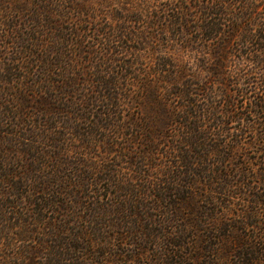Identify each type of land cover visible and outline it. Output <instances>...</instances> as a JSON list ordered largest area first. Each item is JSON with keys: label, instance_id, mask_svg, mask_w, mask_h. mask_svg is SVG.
I'll use <instances>...</instances> for the list:
<instances>
[{"label": "trees", "instance_id": "trees-1", "mask_svg": "<svg viewBox=\"0 0 264 264\" xmlns=\"http://www.w3.org/2000/svg\"><path fill=\"white\" fill-rule=\"evenodd\" d=\"M100 1L107 22L90 28L91 50L80 30L38 22L50 0H29L30 16L12 2L31 34L0 21L13 50L0 55V264H264V95L240 76V62L264 71V0H171L153 11ZM162 42L207 56L175 58ZM151 48L147 71L140 52ZM124 103L147 113L125 121Z\"/></svg>", "mask_w": 264, "mask_h": 264}, {"label": "rangeland", "instance_id": "rangeland-1", "mask_svg": "<svg viewBox=\"0 0 264 264\" xmlns=\"http://www.w3.org/2000/svg\"><path fill=\"white\" fill-rule=\"evenodd\" d=\"M2 1H3L2 3L0 2V8H1V10H0L1 11L0 12V21L3 22L4 24H7V22H8L11 25L13 22H15V25L17 27L15 29L17 30L19 35L22 34L23 36H25L27 34H31L30 31H31V29L32 30L35 29V26L32 27L33 24H30L28 22L29 18H26V20H25V18L13 17V19H12V16H11L12 13L10 11L13 1H17L20 4H24V6H28L27 2H29V0H24L23 3L21 2V0H2ZM53 1H55V2L53 3ZM76 1L78 4L83 3V4H87V6L90 7V12H89L88 16L81 15L80 13L76 12L78 10L70 9L71 8L70 2H76ZM134 1L138 4H142L143 6H141V7L143 10L153 11L154 9H157V10L165 9L167 7L166 5L168 3H170L171 0H134ZM192 1H194V0H192ZM98 2L101 3L100 0H73V1L72 0H65V1H63V0H52L51 1L50 0L49 4H51L52 7L48 8V11L46 10L47 13L42 14L43 18L39 17V19H37V18L36 19L38 20V22L40 24L42 23L43 20L44 21H52V22L53 21L62 22V27H68V28L72 29V31H76V32H78V30H80L79 35L84 40L83 42L85 44V50H91L94 42H93V40L88 39V37L89 38L91 37L90 28L93 29L96 26V29L99 32H101V30H103V28L106 26V22H107V14L103 10H101ZM115 2H117V0H114V5L116 6ZM38 6H40V8H42L45 5L40 4ZM48 7H49V5H48ZM29 8H34V6H28L26 9L27 11L24 12L25 15L30 16L31 10H28ZM35 10H37V8H35ZM51 10H52V14L54 15V17L52 15H50ZM41 12H44V11H41ZM95 14H97V18H95V20L93 21V17ZM58 26H60V25L58 24ZM3 28H4V30L10 31L11 26H9L8 28L7 27H3ZM82 30H85V32L82 33ZM36 32L38 34L41 33L39 35H44L43 31H41L39 29H37ZM10 33H11V35L9 37L14 38L13 30L10 31ZM3 34L4 33L1 30L0 36H2ZM187 37L189 38V36H187ZM1 38H2V40L0 42V52H1L0 55L2 54L3 57H8L13 52V50H12L11 46H9V44L6 43V40L4 39V37H0V39ZM158 47H159L157 49L158 51H160L164 54H167V55H173V57L179 58L182 60L188 59L189 57L190 58H198V57H202V56H207V51L203 50L204 48L202 50H198V49H192L191 50L189 47H187V45L185 43L181 44L179 42H176V43L175 42H168V43L162 42L161 44H159ZM140 54H142V58L140 60V63L144 64L143 66H145V69L147 71H149L148 69H149V61L151 60V55L156 54V52L153 51L151 48L150 50L140 52ZM122 55L123 56H121V57L128 58L129 52L123 51ZM1 61L2 60H0V67H2ZM192 62L194 64V61H192ZM143 66L140 68L143 69ZM240 66H242V67H240V69H242L241 75H240L242 77V79L254 81V83L251 84V89H255L256 94L258 93L260 95H264V91L262 90L261 86L259 85L260 84L259 79H261V77L264 76V71L251 69V67H249L246 64H243L241 62H240ZM243 70H245L244 74H242ZM22 75H24V74H22ZM245 76H248V77H245ZM142 78H143V76H142ZM25 80L29 81L31 79L27 78ZM255 82H257V83H255ZM19 85L20 84L17 81H14V83H12L11 94L15 95L16 94L15 92H18ZM252 85H254L255 87ZM248 86L249 87H247L246 85L243 84V88L248 89V91H249L250 85H248ZM132 90H134V92H136L137 87L133 86ZM237 90H238V85L236 87L232 86V88H230L229 92L235 93ZM221 91H222V89H221ZM221 91L219 90L218 87H214L212 90L213 95L215 97H218L221 100V103L220 104L217 103V106H220V109H221V107H222V109H224L225 105L223 106V104H224L223 99L220 97ZM226 91L228 92V88L226 89ZM251 92H254V91H251ZM250 94H252V93H248L247 97L250 96ZM29 95H32V93L29 92ZM251 96H253V94ZM234 97L238 103V108L246 106L249 102V100L242 99L243 102L241 103L240 97L237 96V93ZM220 100L217 99V102ZM11 104L13 105V107H16V102L13 101ZM121 112L123 115V117H121V118L126 121V120H128V118L136 116L137 114H140L141 112L147 113V109H146V107H144L142 109L140 107V109H139V107L135 104L133 105L131 103H124ZM248 119H251V117H249V115L246 114V120H248ZM227 126L228 127L230 126V128H231L230 130H233L235 127V123H231L230 125H227ZM59 129H60V127H56L55 131L57 132ZM261 130L264 131V126L258 127L256 132L259 133ZM250 133L253 134V132H250ZM121 142L122 141H120V143ZM67 143H69L72 147L76 146V143L72 140H68ZM130 148H132L131 150H133V151L135 150L136 154H138V151L140 150V147H138L137 149H134L132 145L130 146ZM117 150L118 149H115V151H113L110 154V156L107 158L108 161L112 164H114L113 157L115 155V152H117ZM255 150H256V147H252L251 149L247 150L248 151L247 154L249 155V157H251L252 154L257 153V151H255ZM96 157H97L96 160L98 158H101V157H103V158L106 157L103 147L100 150H98ZM74 158H76V155L73 153L71 159L74 160ZM78 158L82 159L81 156H78ZM91 163L97 164V162L94 161V159L91 161ZM255 168H257V166H255ZM258 184H259V182H252L251 186H254V188H257Z\"/></svg>", "mask_w": 264, "mask_h": 264}]
</instances>
